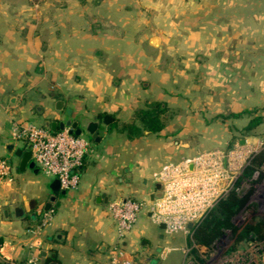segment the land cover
<instances>
[{
  "label": "crops",
  "instance_id": "crops-1",
  "mask_svg": "<svg viewBox=\"0 0 264 264\" xmlns=\"http://www.w3.org/2000/svg\"><path fill=\"white\" fill-rule=\"evenodd\" d=\"M191 53L219 54L225 70L235 59L239 71L264 72V0H0V158L12 168V182L0 185L6 258L16 263L31 254L39 264H109L117 238L108 202L151 200L158 191L154 173L195 155L179 138V95L163 94L160 73V55ZM251 76L253 85H264V75ZM40 86L48 88H33ZM261 95L253 100L264 101V89ZM34 97L45 103L36 114L30 110ZM57 101L63 102L59 111ZM151 104L169 114L160 117L161 130L131 138L123 126L141 127L135 112ZM93 119L96 133L81 134L90 149L75 190L54 193L55 179L40 173L31 157L21 168V157L4 152L14 123L46 128V121ZM16 149L26 146L15 142ZM46 213L49 224L37 229ZM177 240L142 212L123 247L135 264H180L176 251L164 254Z\"/></svg>",
  "mask_w": 264,
  "mask_h": 264
},
{
  "label": "rangeland",
  "instance_id": "rangeland-1",
  "mask_svg": "<svg viewBox=\"0 0 264 264\" xmlns=\"http://www.w3.org/2000/svg\"><path fill=\"white\" fill-rule=\"evenodd\" d=\"M197 44L203 47L204 42ZM160 57V73L165 80L163 94L168 97L179 95L176 100L182 125L179 138L191 144V152L229 149L240 143L245 149L246 163L248 157L264 151V101L253 100L262 96L264 85H253L251 78V73H258L261 79L263 71H239L235 59L230 60L233 64L229 63L228 70H225L220 64V55L216 53L162 54ZM239 73L245 77L244 80L237 77ZM33 88L44 90L48 87ZM38 98L34 97L35 100L30 102V110L35 114L36 107L45 105ZM69 102L73 104L71 99ZM169 104L172 105L171 102ZM165 110L161 111L162 121L169 115ZM188 113H191V122L187 120ZM257 116L261 118L258 124L247 128ZM184 130H191V135L184 134ZM239 185L240 190L236 194H248V199L233 218L237 229L235 234L225 231L210 246L204 247L195 244L191 235L180 233L175 245L164 247V254L176 251L181 258L180 264L187 260L194 264H264V240H238L239 233L248 222L264 218V164L255 167L249 177L243 175ZM170 258L172 255L168 260Z\"/></svg>",
  "mask_w": 264,
  "mask_h": 264
},
{
  "label": "built area",
  "instance_id": "built-area-1",
  "mask_svg": "<svg viewBox=\"0 0 264 264\" xmlns=\"http://www.w3.org/2000/svg\"><path fill=\"white\" fill-rule=\"evenodd\" d=\"M11 137L30 147L33 164L44 176L54 178L64 191L79 186V168L90 149V142L82 135L70 134L67 129L51 133L48 129L30 124L14 123ZM243 144L235 143L229 149H215L168 162L154 173L153 180L159 189L151 200H112L107 213L113 222L117 245L112 249L109 264H135L133 252L123 244L132 231L138 216L149 213L153 224L163 225L164 235L172 237L180 233L191 235L194 226L229 192L238 193L245 163ZM12 182L9 161L0 158V185ZM50 214H40L37 229L49 224ZM31 233V229H26ZM1 248V247H0ZM0 264H39L37 257L29 256L13 263L0 249ZM183 264H194L191 260Z\"/></svg>",
  "mask_w": 264,
  "mask_h": 264
},
{
  "label": "trees",
  "instance_id": "trees-1",
  "mask_svg": "<svg viewBox=\"0 0 264 264\" xmlns=\"http://www.w3.org/2000/svg\"><path fill=\"white\" fill-rule=\"evenodd\" d=\"M38 1V0H33ZM161 109L157 104H151L146 110H137L134 120L141 124V127L132 124L123 126V131L131 138L140 137L144 131L150 134L157 133L162 128L160 119ZM107 125L113 127L114 119L106 114L99 115ZM261 120L259 116L253 118L248 124V127H253ZM264 164V151L254 155L248 166L245 167L243 175L249 177L255 167ZM248 199V194L239 196L235 192H229L198 222L191 231L192 240L199 246L208 247L215 240L219 239L225 231L236 233V228L233 225L234 216L241 210ZM239 241L261 242L264 240V218L254 219L248 222L238 235Z\"/></svg>",
  "mask_w": 264,
  "mask_h": 264
},
{
  "label": "water",
  "instance_id": "water-1",
  "mask_svg": "<svg viewBox=\"0 0 264 264\" xmlns=\"http://www.w3.org/2000/svg\"><path fill=\"white\" fill-rule=\"evenodd\" d=\"M63 106V102L61 101H57L55 103V109L57 111H59L61 109V107ZM44 126L46 127V129H49V131L51 133H56L57 131H62L64 129H67L68 132L70 134H73L75 136L81 135L83 133H85L88 136H93L96 133L97 127H98V122L93 119L91 121H83V122H77V121H70V120H66V121H62V122H56V121H46L44 123ZM98 139L96 138V141ZM15 147V141L10 142L8 144L5 145V154L6 155H11L14 153L15 156L21 157V168L25 165V163L30 159L31 154H30V147L26 146L25 151H21L19 149L14 150ZM29 167H33V164H30ZM52 191L54 193H56V191H58L59 189V183L57 180H55L51 186ZM158 189H159V185H158ZM153 198V196L151 197V199ZM54 201V197L50 198V202L46 205V207L44 208L45 210L50 208V203ZM103 203L106 202V199H102ZM33 201H30L29 203V207L33 208ZM160 229H164L163 225H159ZM194 227L193 224L189 223L187 224L186 228L188 230H192Z\"/></svg>",
  "mask_w": 264,
  "mask_h": 264
}]
</instances>
